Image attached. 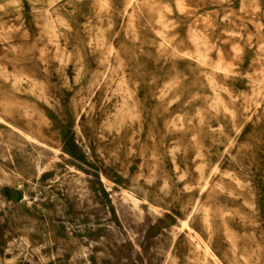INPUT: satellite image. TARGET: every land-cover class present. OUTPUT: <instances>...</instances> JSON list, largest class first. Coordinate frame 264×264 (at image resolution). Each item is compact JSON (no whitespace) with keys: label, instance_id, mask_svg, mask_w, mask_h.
I'll list each match as a JSON object with an SVG mask.
<instances>
[{"label":"rangeland","instance_id":"obj_1","mask_svg":"<svg viewBox=\"0 0 264 264\" xmlns=\"http://www.w3.org/2000/svg\"><path fill=\"white\" fill-rule=\"evenodd\" d=\"M0 264H264V0H0Z\"/></svg>","mask_w":264,"mask_h":264},{"label":"bare ground","instance_id":"obj_2","mask_svg":"<svg viewBox=\"0 0 264 264\" xmlns=\"http://www.w3.org/2000/svg\"><path fill=\"white\" fill-rule=\"evenodd\" d=\"M194 208V207H193ZM193 211V210H192ZM208 248V247H207ZM210 255V254H209Z\"/></svg>","mask_w":264,"mask_h":264}]
</instances>
